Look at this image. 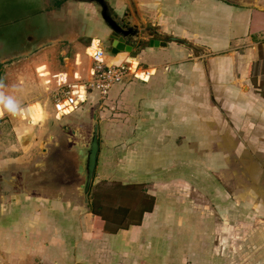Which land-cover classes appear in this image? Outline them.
Wrapping results in <instances>:
<instances>
[{"label": "crops", "instance_id": "1", "mask_svg": "<svg viewBox=\"0 0 264 264\" xmlns=\"http://www.w3.org/2000/svg\"><path fill=\"white\" fill-rule=\"evenodd\" d=\"M108 1L119 14L129 7L147 36L115 41L94 14L84 35L101 41L107 63L136 57L147 79L91 89L86 105L57 116V74L66 83L89 75L78 61L63 75L66 63L44 47L24 55L30 66L4 67L0 125L17 134L0 141V264H264V0ZM36 96L43 103L30 104ZM30 105L34 117L42 108L34 122ZM94 111L100 149L90 195L114 183L145 196L114 229L99 227L92 199L83 202L78 155L60 143L71 127L87 130ZM53 123L54 181L31 191L27 153L44 151ZM146 195L152 204L143 210Z\"/></svg>", "mask_w": 264, "mask_h": 264}, {"label": "rangeland", "instance_id": "2", "mask_svg": "<svg viewBox=\"0 0 264 264\" xmlns=\"http://www.w3.org/2000/svg\"><path fill=\"white\" fill-rule=\"evenodd\" d=\"M18 0H0V28L2 23L9 22L8 20L10 18H17L20 16V12L22 11L21 7L19 4H16ZM3 2V3H2ZM4 2H6L4 4ZM70 4V3H67ZM66 5H57L56 0H43L42 1V8L46 10V14L49 15L48 17L52 18H57L58 22L62 23L63 20H66V17L68 20L70 19L71 21H74L73 24H69L68 26L65 25V29L56 34L53 38V40L44 42L43 44L39 46H34L36 49L39 48H44V47H49L51 50L47 51L44 50V52L50 54V52H56V56L58 58L59 64L63 65V63H66V66L63 70H61L62 74L65 75L64 73H68L70 75L71 70H73V63L79 62L80 66L84 67L85 73L89 72V75L85 78H80L81 80H77L75 82H82L88 80L90 77V66L93 62V58L90 57L86 52H85V45H89L91 42V38H88L86 35L83 34V32L87 33V30L92 27V21L91 18L88 17V15H96L101 22L105 24V22L102 20L100 16V12L96 9V5L92 4L91 9H87V7H83L84 5H81L82 3H76V7H73V10L71 11V8L68 11ZM4 8L7 9V17L6 19L4 18ZM9 25V24H5ZM12 25V24H11ZM10 25V26H11ZM99 29V28H98ZM144 29V28H143ZM1 30V29H0ZM80 32L82 37H79L78 40L81 43V47L83 49V54L84 56H79L77 59V47L73 48V44L76 42L71 41L69 42L66 37L64 38V34L68 35H73L74 33ZM59 38H64V39H59ZM47 45V46H46ZM72 45V47H71ZM76 45V44H74ZM33 48V47H32ZM35 49V50H36ZM41 50V49H40ZM27 52H24L23 54H18L15 57H12L8 59V61L3 65H0V87L3 85L4 81V67L7 65H26L30 66L31 63L30 57L24 56L26 55ZM73 55V56H72ZM76 55V57H75ZM70 56V60L69 57ZM72 56V57H71ZM75 57V58H74ZM73 64V65H72ZM79 65L76 68V70H79ZM62 75V76H63ZM74 82V81H72ZM66 83V81H65ZM67 89V87H66ZM46 96V94H45ZM51 101H54V98H50ZM37 101L39 103H43V100L41 97H35L30 104L36 103ZM88 101L84 102L83 105H86ZM38 103V104H39ZM49 103V102H48ZM51 105V104H50ZM39 108V113L40 117H34L33 113L36 112L35 107L30 105L28 107V110L26 113L29 115V121L34 122L38 119L41 118V111L42 108L41 106H38ZM35 109V110H34ZM82 109L77 110L74 112L71 117L77 116L80 114ZM23 121H26L23 120ZM40 123V122H39ZM54 124H51L46 131H44V134L41 136L42 137V145L44 147V151H41L37 156L32 153L29 154L32 159H30V156H28V163H27V184H28V189L31 191H36V192H45V190L50 188V181H54V139L51 140L49 139V135L54 133ZM34 126L40 127V124H35ZM61 127V126H60ZM59 127L60 131L61 128ZM87 127V129H89ZM17 130L15 131L13 125H9L8 122L4 123V125H0V141L1 143L8 144L10 142H13L16 139V133ZM37 132V131H36ZM51 140V141H50ZM62 141V138H61ZM15 143V141H14ZM11 144V143H10ZM65 146V144H63ZM48 148V151L46 152V149ZM63 149L68 150L67 147H63ZM61 159L63 160L64 163L70 164L73 160H70L68 158V155L65 153H59L58 154ZM11 172V171H10ZM22 172V170H21ZM16 174H18V170H16ZM7 177H9L7 175ZM142 192L140 189L137 187H130V188H122V187H117L114 183H98L94 187L92 194L90 195L94 206L102 205L103 208H101V215H107L109 217V220L104 219L105 221H100L99 222V227H106V228H111L114 229L115 227L118 226V223L120 220L124 219L126 213H129L128 210L130 208H135L138 206L140 208L142 206V201L145 199V196L141 194ZM142 202V203H141ZM127 210V211H126ZM136 214V213H135ZM100 215V216H101ZM130 215V214H129ZM124 217V218H123ZM137 215H132L129 217V219L136 220ZM101 224V225H100Z\"/></svg>", "mask_w": 264, "mask_h": 264}, {"label": "water", "instance_id": "3", "mask_svg": "<svg viewBox=\"0 0 264 264\" xmlns=\"http://www.w3.org/2000/svg\"><path fill=\"white\" fill-rule=\"evenodd\" d=\"M229 2L245 5L257 4L255 0H227ZM91 4H95L96 9L100 12V16L105 24L111 30V36L115 38V41L121 39L125 40L131 44H136L138 37H146L147 30L143 29L142 25L137 23L133 17V14L128 7L126 11L122 14H119L114 10L110 5L108 0H84ZM85 3V4H86ZM85 7V6H84ZM85 32H83L84 34ZM81 36L80 32H76L73 35L64 34V38L69 41L70 38H79ZM59 38V39H64ZM173 39H178L173 37ZM70 42V41H69ZM152 43L158 44L159 41H151ZM36 47L33 46L27 53L35 50ZM67 129L68 126H65ZM71 132L68 135L62 138L60 143L69 147L70 150H73L77 153L79 163L77 166V172L81 175L82 181L79 184V192L83 198L85 204L90 202V191L92 188L97 159L100 149L99 142V120L97 111L93 112L90 128L87 130H81L80 128L71 127Z\"/></svg>", "mask_w": 264, "mask_h": 264}, {"label": "built area", "instance_id": "4", "mask_svg": "<svg viewBox=\"0 0 264 264\" xmlns=\"http://www.w3.org/2000/svg\"><path fill=\"white\" fill-rule=\"evenodd\" d=\"M86 53L93 58L88 80L65 83L57 74L58 84L53 95L57 116L69 114L86 102L91 89H97L102 94H106L110 86L117 81L129 77L145 80L152 73L150 69L143 68L136 57H129L119 64L107 63L104 48L99 39L91 40L86 48ZM140 72L144 73L146 77H142Z\"/></svg>", "mask_w": 264, "mask_h": 264}, {"label": "flooded vegetation", "instance_id": "5", "mask_svg": "<svg viewBox=\"0 0 264 264\" xmlns=\"http://www.w3.org/2000/svg\"><path fill=\"white\" fill-rule=\"evenodd\" d=\"M42 1L18 0L16 4H19L22 9L20 16L15 19L10 18L9 22L1 24L3 26L0 28V65H4L8 59L18 54L29 51L33 46L53 40L61 29L62 31L65 29V25L73 24L74 21H71V18L67 19L69 17H66L62 23L58 22L57 18L48 17L46 10L41 6ZM83 2L84 0H56L58 6L70 3L67 4L68 11L70 8L72 11L76 3ZM7 9L4 8L3 19L7 17Z\"/></svg>", "mask_w": 264, "mask_h": 264}, {"label": "trees", "instance_id": "6", "mask_svg": "<svg viewBox=\"0 0 264 264\" xmlns=\"http://www.w3.org/2000/svg\"><path fill=\"white\" fill-rule=\"evenodd\" d=\"M122 187V188H130V187H132L131 185H117V187ZM146 199H147V202L145 203V208L143 207V210H148V209H150V205L152 204V198H149V196L148 195H146ZM101 208H103L102 207V205H96V206H94V204H93V201H91V203H90V209H91V211L92 212H94L95 214H99V215H101L100 213L102 212L101 211ZM127 211V210H126ZM104 219H106V220H109V217L107 216V215H101Z\"/></svg>", "mask_w": 264, "mask_h": 264}, {"label": "bare ground", "instance_id": "7", "mask_svg": "<svg viewBox=\"0 0 264 264\" xmlns=\"http://www.w3.org/2000/svg\"><path fill=\"white\" fill-rule=\"evenodd\" d=\"M140 74H141L142 77H145V74H144V73L140 72ZM76 109H77V108H76ZM62 115H63V114H62Z\"/></svg>", "mask_w": 264, "mask_h": 264}, {"label": "clouds", "instance_id": "8", "mask_svg": "<svg viewBox=\"0 0 264 264\" xmlns=\"http://www.w3.org/2000/svg\"><path fill=\"white\" fill-rule=\"evenodd\" d=\"M11 103V101H9V104Z\"/></svg>", "mask_w": 264, "mask_h": 264}]
</instances>
